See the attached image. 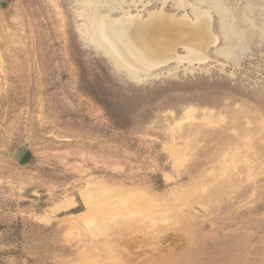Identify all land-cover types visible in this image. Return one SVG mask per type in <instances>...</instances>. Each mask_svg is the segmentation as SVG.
Listing matches in <instances>:
<instances>
[{
  "label": "rangeland",
  "instance_id": "1",
  "mask_svg": "<svg viewBox=\"0 0 264 264\" xmlns=\"http://www.w3.org/2000/svg\"><path fill=\"white\" fill-rule=\"evenodd\" d=\"M92 1L0 0V264H264V0L99 6L210 11L209 58L137 73Z\"/></svg>",
  "mask_w": 264,
  "mask_h": 264
},
{
  "label": "water",
  "instance_id": "2",
  "mask_svg": "<svg viewBox=\"0 0 264 264\" xmlns=\"http://www.w3.org/2000/svg\"><path fill=\"white\" fill-rule=\"evenodd\" d=\"M99 6L122 8L114 0H94L90 3L88 23L93 42L111 55L117 66L135 73L139 70L148 72L172 59H207L209 47L218 40L211 28L210 11L197 9L195 20L188 15L178 17L163 12L152 13L147 20L130 17L110 19L107 15H99ZM213 7L220 9L217 2H213ZM164 26L169 30L168 34H165ZM147 33L152 36L153 42ZM179 46L188 51L184 58L177 55ZM25 152V148L19 149L17 159H22Z\"/></svg>",
  "mask_w": 264,
  "mask_h": 264
},
{
  "label": "bare ground",
  "instance_id": "3",
  "mask_svg": "<svg viewBox=\"0 0 264 264\" xmlns=\"http://www.w3.org/2000/svg\"><path fill=\"white\" fill-rule=\"evenodd\" d=\"M165 13H166V12H165ZM126 14H127V13H126ZM101 15H102V14H101ZM134 19H135V18H134ZM164 27H165L166 30L163 29ZM164 27H163L162 29L165 31V34H168V33H169V30L167 29L166 26H164ZM166 32H167V33H166ZM147 34H148V33H147ZM148 37H149V40H150L151 42H153L154 39L151 38L152 36H150V35L148 34Z\"/></svg>",
  "mask_w": 264,
  "mask_h": 264
}]
</instances>
